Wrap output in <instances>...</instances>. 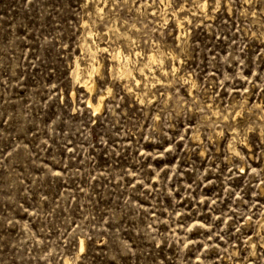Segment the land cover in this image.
Returning a JSON list of instances; mask_svg holds the SVG:
<instances>
[{"label": "rangeland", "instance_id": "rangeland-1", "mask_svg": "<svg viewBox=\"0 0 264 264\" xmlns=\"http://www.w3.org/2000/svg\"><path fill=\"white\" fill-rule=\"evenodd\" d=\"M66 262L264 264V0H0V264Z\"/></svg>", "mask_w": 264, "mask_h": 264}, {"label": "bare ground", "instance_id": "bare-ground-1", "mask_svg": "<svg viewBox=\"0 0 264 264\" xmlns=\"http://www.w3.org/2000/svg\"><path fill=\"white\" fill-rule=\"evenodd\" d=\"M100 48V47H99ZM149 58V57H148ZM150 59V58H149ZM90 64V63H89ZM94 67V65H93ZM122 68V67H121ZM123 72H126V70H122ZM91 72V71H90ZM92 73V72H91ZM125 74V73H124ZM90 76V75H89ZM89 79V78H88ZM91 80V79H90ZM81 83L82 85L81 86H84L85 89H90L93 87L92 86V83L91 81H88V80H81ZM80 87V86H79ZM102 101H103V96L101 95L100 97H98V100H97V103L96 104H93L91 102L90 99L87 100V106H90L92 107L93 110H99L102 106ZM84 249V242L81 240L80 241V245H79V251H82ZM66 264H69L68 262H66Z\"/></svg>", "mask_w": 264, "mask_h": 264}]
</instances>
